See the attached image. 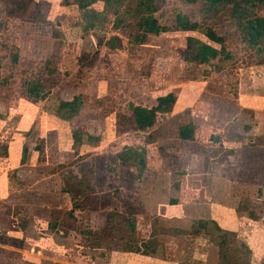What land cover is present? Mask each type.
Masks as SVG:
<instances>
[{
	"label": "rangeland",
	"instance_id": "obj_1",
	"mask_svg": "<svg viewBox=\"0 0 264 264\" xmlns=\"http://www.w3.org/2000/svg\"><path fill=\"white\" fill-rule=\"evenodd\" d=\"M140 2L0 0V264H105L113 248L175 264H264V38L245 39L230 0H144L151 24L170 30L134 42L150 13ZM238 3L241 16H264L263 2ZM179 12L199 28L174 30ZM206 27L226 49L199 64L188 36L221 48ZM75 96L79 109L61 118ZM184 124L193 139L179 137ZM138 147L143 167L118 158ZM205 195L248 217L244 230L192 223L208 216ZM131 204L140 215L124 212L128 225L118 218L101 232L107 215L91 227L99 206Z\"/></svg>",
	"mask_w": 264,
	"mask_h": 264
},
{
	"label": "trees",
	"instance_id": "obj_2",
	"mask_svg": "<svg viewBox=\"0 0 264 264\" xmlns=\"http://www.w3.org/2000/svg\"><path fill=\"white\" fill-rule=\"evenodd\" d=\"M80 7H87L89 4L95 2L96 0H77ZM107 4L111 5L113 3V0H103ZM186 2H195L196 0H184ZM208 5H217L221 1L224 0H204ZM232 2H235V8L236 13L235 17H237L236 24L240 26L241 31L243 32V35L245 36V39L251 44V45H258L264 38V16L258 15V14H252L250 16H241L242 11H238L239 9H242V6L238 3V0H230ZM245 3H249L252 0H242ZM258 2H263L264 0H257ZM115 3V2H114ZM138 8L140 10L145 9L144 11H149V16L144 17V19H141L138 23V27L144 31L143 33V40L134 38V42H143L144 39H146L148 34H160L163 31L170 30V28L166 26H160L151 24L153 20V7L151 5H148L144 0H141V2L138 4ZM247 10V9H246ZM14 11V10H10ZM120 16L118 15L117 18V25L120 22ZM199 28V23L192 20L187 14L179 12L175 15V25L174 30H183V31H193L197 30ZM203 34L210 39L213 42H216L220 44L221 48L218 49L211 45L208 42L203 41L200 38L194 37V36H188L187 38V44L191 52V57L189 60L203 64V63H209L210 60L217 58L218 55L222 52H225V45H224V39L219 36L212 28L206 27L204 28ZM116 40V38H113ZM43 85L39 81H35L34 83L31 82L29 86V93L31 97H34L35 99H38L40 96H44L45 92H42ZM81 104V97L75 96L73 100L70 101H62L60 103L59 109H60V117L64 119H69L72 117L74 113L79 109ZM194 135V126L192 124H185L181 125L179 128V137L182 139H192ZM26 149V148H25ZM145 156V148L144 147H138L136 148H128L125 150H122L118 153V157L122 163H125L126 161H132L136 163V165H140L143 167L146 163L144 160ZM142 170V169H141ZM253 215L256 217V215L253 213ZM109 219H107V224L104 228L100 229L104 231H109L108 228L109 224L111 225L113 221L116 219H123V223L128 225L129 218L127 214H124L122 212H119L117 210L110 211L108 213ZM254 217V218H255ZM206 226L208 228V231L213 232L212 227H215V230L220 231V227L216 225L213 221H206ZM117 228V227H115ZM114 229V228H113ZM99 230L96 232L100 233ZM111 231V230H110ZM96 233V234H97ZM101 234V233H100ZM98 235V234H97Z\"/></svg>",
	"mask_w": 264,
	"mask_h": 264
},
{
	"label": "crops",
	"instance_id": "obj_3",
	"mask_svg": "<svg viewBox=\"0 0 264 264\" xmlns=\"http://www.w3.org/2000/svg\"><path fill=\"white\" fill-rule=\"evenodd\" d=\"M68 101H70V100H68ZM192 125L195 127L194 124H192ZM194 135H195V129H194ZM194 135H193V137H194ZM183 140H190V139H183ZM27 147L28 146H25L26 149H28ZM23 150H24V146H23L22 151ZM143 175H145V174H143ZM82 182H83V180L78 182V183H82ZM99 186L100 185L96 181L95 185H94V191L93 192H94V195H96V198H98V200H101V198L104 195H103V189L99 188ZM82 188L86 190V187L84 185ZM203 198L206 201L204 204L206 205L205 210H206L208 216H199V217L194 216V218H192L193 219L192 223L194 220L198 221V219L203 218V220H206V221H213L220 228H223V227L227 228L228 227V228H232V229L234 228L237 231H240L242 229L244 230L241 220L243 218L248 219V217L243 216L244 214L240 215L238 213V209L233 204H230V203L225 204L222 201H221L222 203L215 202L211 199V197H208V195H205V197H203ZM168 200H169V204H171V205H176L177 203L181 202L180 196H178L177 198L175 196H172V198H168ZM131 205H132V208L124 206L125 208H118V209L123 213L128 212V210L129 211L137 210V208L134 204H131ZM98 209H95L96 210V211H94L95 216H94V218L92 217V219H91V227H93V229H99L103 225H105L106 224L105 220L107 218L108 213L110 212V210H107L108 212H106V210L101 211L100 206ZM185 212H187V210H185ZM145 213H147L146 209L144 210V213H141V214L146 215ZM129 214L130 213H128V218L130 217ZM132 214L133 215L134 214L140 215L137 211H134ZM97 215L100 216V220L98 222L95 221V217ZM129 220H130V218H129ZM225 222H227L229 224V226H226ZM100 224H101V226H100ZM129 225H131V227L134 229V223H132V224L130 223ZM104 227L105 226H103L102 228H104ZM207 230H208V228H207ZM71 231H73V229H71ZM17 232H22V231H17ZM191 234H194V233L192 232ZM105 250H106V247H105ZM152 255L153 256L145 257L142 254H138V253L133 252L132 249L129 250V249L113 248V249H111L110 253H108L107 255H102V256H105V257L107 256L105 264H146V261H148V260L153 262V264H175V262L172 260L156 257L155 253H152Z\"/></svg>",
	"mask_w": 264,
	"mask_h": 264
}]
</instances>
